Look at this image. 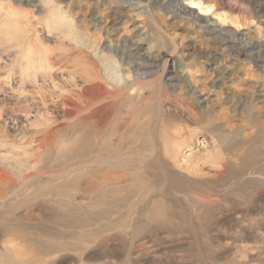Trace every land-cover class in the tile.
Returning <instances> with one entry per match:
<instances>
[{
	"label": "rangeland",
	"instance_id": "374dc122",
	"mask_svg": "<svg viewBox=\"0 0 264 264\" xmlns=\"http://www.w3.org/2000/svg\"><path fill=\"white\" fill-rule=\"evenodd\" d=\"M99 82L117 102L103 155L157 115L179 161L198 154L173 221L91 173L33 176L97 155L77 106L109 100L82 93ZM0 171V264H264V0H0Z\"/></svg>",
	"mask_w": 264,
	"mask_h": 264
},
{
	"label": "bare ground",
	"instance_id": "6f19581e",
	"mask_svg": "<svg viewBox=\"0 0 264 264\" xmlns=\"http://www.w3.org/2000/svg\"><path fill=\"white\" fill-rule=\"evenodd\" d=\"M90 76L88 77L90 78ZM91 91H96L97 93L99 92V94L94 98H99L102 95H108L106 97L109 99L108 101L101 103L94 101L91 104L87 105L86 107L81 105L77 106L78 110L82 114L79 119L80 123H83L85 125L84 128L86 130L84 133L86 134V132L88 131L91 132V135L89 134L90 135L89 138H91V140L94 141L95 144H97L96 146L97 155L93 159L87 161L86 163L78 164L77 166H74L65 171L48 170V171L39 172L37 174H33V176L34 177L44 176L46 178L54 179L64 173H73L77 171L82 172L83 175H86L87 173H91L92 176L94 175L97 176V180H98V182L93 184L92 187L94 188L103 185L108 186L109 184L116 182V183H122V187L126 191L129 190L128 192L135 191L134 189L136 188L139 189L140 194H143L145 196L149 195L150 200L148 202L147 208H148V213L150 212V214L149 215L147 214L148 215L147 218H149V220L152 221L153 223L159 225L164 221H173V217H171L172 216L171 212H173L172 211L173 202L169 198L170 195L168 194L167 191L169 188H172L173 186L172 185L173 178L178 179L177 173L179 172V170H181L180 168L183 167L184 164L190 167L192 165L193 160L196 158L198 154L195 153V151L183 152L182 154L183 159L182 161H179L178 160L179 158L177 157L179 153L182 152V144H183L182 137L180 136L178 139L175 138L173 140L171 139L170 141H173V143L172 142L167 143L168 140L166 139H164L166 141H164L163 139H161L160 141V138H162L161 132L164 133L165 130L167 131L169 127L167 128L165 126V129L159 127L160 120H158L159 118L157 115L156 120H153L151 118L149 119L145 118L146 122L145 121L140 122L139 120H137L138 118L131 121L128 119L125 120L123 124L118 126L117 129L118 136L115 138L113 142L114 150L117 152L122 151L120 153L121 155H119L116 158H112V155H108V154L103 155L102 153L103 150L107 149L105 146L102 145L105 144V141H103L102 139L103 128L110 119L112 115V109H114L117 102L114 100V98H112L113 97L112 91L109 92V90H107L106 87L103 84H101V82L97 83L92 89H85L82 93L89 94ZM130 108L131 106L129 107V110ZM146 124H148V126H145ZM50 139L51 141H54L53 136L50 137ZM145 144H149L151 148L148 150V152L143 153L146 151V150L142 151ZM168 144L170 145L173 144V146L170 147ZM203 146L204 145H202V147ZM88 166H90L91 169L85 170V168ZM3 173L4 172L0 171V181L5 180V175ZM180 177L181 178L178 179V181L182 184L185 183L186 186L187 185L193 186V184L199 183V182L197 183L193 179H190L188 175H184V176L182 175ZM105 193L106 191L99 190L92 201L93 208L102 207V206L106 207L98 213L95 212L99 216L101 214L110 213L112 207L111 202L104 200ZM130 194L132 193H127V195Z\"/></svg>",
	"mask_w": 264,
	"mask_h": 264
}]
</instances>
